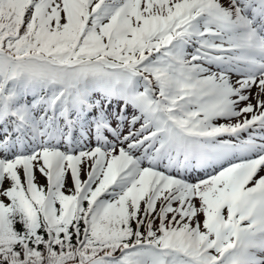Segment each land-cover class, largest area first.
<instances>
[{
    "label": "snow or ice",
    "instance_id": "1",
    "mask_svg": "<svg viewBox=\"0 0 264 264\" xmlns=\"http://www.w3.org/2000/svg\"><path fill=\"white\" fill-rule=\"evenodd\" d=\"M0 197V264H264V0H0Z\"/></svg>",
    "mask_w": 264,
    "mask_h": 264
},
{
    "label": "rangeland",
    "instance_id": "2",
    "mask_svg": "<svg viewBox=\"0 0 264 264\" xmlns=\"http://www.w3.org/2000/svg\"><path fill=\"white\" fill-rule=\"evenodd\" d=\"M253 91H255V88H253Z\"/></svg>",
    "mask_w": 264,
    "mask_h": 264
}]
</instances>
